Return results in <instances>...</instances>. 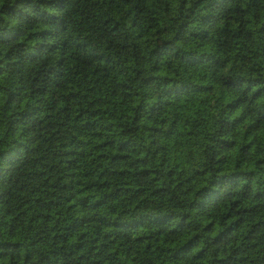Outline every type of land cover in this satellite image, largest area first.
<instances>
[{
    "label": "trees",
    "instance_id": "1",
    "mask_svg": "<svg viewBox=\"0 0 264 264\" xmlns=\"http://www.w3.org/2000/svg\"><path fill=\"white\" fill-rule=\"evenodd\" d=\"M0 264H264V0H0Z\"/></svg>",
    "mask_w": 264,
    "mask_h": 264
}]
</instances>
